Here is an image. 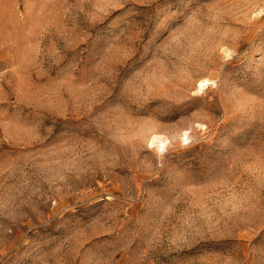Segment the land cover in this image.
<instances>
[{"label": "rangeland", "instance_id": "374dc122", "mask_svg": "<svg viewBox=\"0 0 264 264\" xmlns=\"http://www.w3.org/2000/svg\"><path fill=\"white\" fill-rule=\"evenodd\" d=\"M0 264H264V0H0Z\"/></svg>", "mask_w": 264, "mask_h": 264}, {"label": "bare ground", "instance_id": "6f19581e", "mask_svg": "<svg viewBox=\"0 0 264 264\" xmlns=\"http://www.w3.org/2000/svg\"><path fill=\"white\" fill-rule=\"evenodd\" d=\"M209 83V80H202V81H200L199 82V87H202V86H205V85H207ZM166 141V140H165ZM151 142L152 143H154V142H157L158 143V145L157 146H163V147H165L164 145H165V143H164V140H163V138H161L160 136H153L152 137V139H151Z\"/></svg>", "mask_w": 264, "mask_h": 264}]
</instances>
